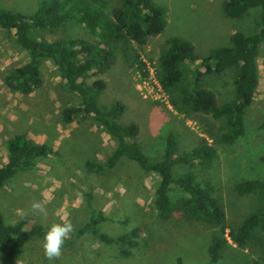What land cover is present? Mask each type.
<instances>
[{"label": "trees", "instance_id": "trees-1", "mask_svg": "<svg viewBox=\"0 0 264 264\" xmlns=\"http://www.w3.org/2000/svg\"><path fill=\"white\" fill-rule=\"evenodd\" d=\"M118 2L109 9L106 0H40L32 13L0 7V31L13 35L27 53V60L5 76L6 85L24 94L33 92L43 82L42 60H51L69 91L79 98L78 105L63 110V121L91 118L116 142L105 160L84 161L87 173L103 176L121 160L134 164L144 176L157 179L152 200L157 218L213 230L204 264L217 263L231 243L247 250L256 264H264V180L242 179L233 185V192L250 202L249 212L233 225L227 222L224 205L209 178L218 150L232 145L245 131V114L259 84L257 56L264 44V0H224L222 10L227 18L251 16V24L247 32L232 33L229 45L206 56L198 55L189 39L173 36L165 40L155 64L156 78L172 109L198 122L204 136H199L190 151L178 154L176 136L169 132L157 158L146 154L138 143L139 126L122 122L126 105L117 101L100 106L98 99L107 87L104 75L116 63L119 49L139 74L148 76L143 51L151 38L164 31L166 9L153 0ZM69 23L80 24L91 33L92 40L41 34L51 35ZM227 70L234 72L233 97L220 104L216 92L204 86V78ZM6 150L7 160L0 166V190L16 175L32 171L39 159L60 155L49 144L37 143L26 134L7 140ZM176 167H187L188 171L178 174ZM85 197L90 215L75 228L64 247L93 236L116 245L118 254L129 258L136 250L149 246L144 236L149 231L144 224L115 236L104 232L100 225L108 218L92 208L91 194ZM48 228L30 216L6 222L0 212L2 264H15V258L25 252L20 242L43 240ZM175 264H182L181 257Z\"/></svg>", "mask_w": 264, "mask_h": 264}, {"label": "rangeland", "instance_id": "rangeland-1", "mask_svg": "<svg viewBox=\"0 0 264 264\" xmlns=\"http://www.w3.org/2000/svg\"><path fill=\"white\" fill-rule=\"evenodd\" d=\"M40 0H0V7L32 13ZM108 8L118 0H106ZM165 7L167 24L164 31L149 40L144 58L156 64L166 39L178 36L189 39L196 53L206 56L212 50L229 45L230 35L249 30L251 16L227 18L222 10L224 0H153ZM48 37L92 40V35L80 24L69 23ZM104 75L106 89L101 93L100 106L117 101L126 105L122 122L139 126L137 141L143 151L159 157L167 133L177 140V153L190 151L204 136L198 122L178 115L164 98L159 96L149 77H143L122 56ZM27 53L16 43L13 35L0 31V166L7 160L6 142L17 134H26L37 143H46L59 151L58 157L39 159L30 172L16 175L0 190V212L6 222L30 216L35 223L50 227L53 223L70 220L75 228L89 217L86 194L92 195L91 205L108 218L100 228L111 236L122 233L136 224L148 227L145 238L149 246L135 251L129 258L118 254L116 245L105 244L93 236L76 240L63 247L58 260L48 261L41 239L22 241L25 252L15 258V264H204L213 230L200 226L164 221L155 216L152 200L157 184L155 176H144L140 169L126 160L105 175L87 173L85 160L103 161L116 146L115 140L93 119L63 121L62 112L78 105L79 98L69 91L56 66L49 59L41 63L42 85L29 94L10 89L5 83L7 73L23 64ZM259 84L253 102L245 114V131L232 145L218 150L210 170L216 194L220 197L227 222L236 224L250 210V202L237 196L232 187L242 179L264 180V44L257 56ZM234 72L206 75L204 86L215 91L219 103L233 97ZM187 167L175 168L185 173ZM77 192L83 198H77ZM34 200L45 203L48 216L33 214ZM73 234V233H72ZM3 256L0 253V264ZM256 264L247 250L233 243L226 248L215 264Z\"/></svg>", "mask_w": 264, "mask_h": 264}, {"label": "clouds", "instance_id": "clouds-1", "mask_svg": "<svg viewBox=\"0 0 264 264\" xmlns=\"http://www.w3.org/2000/svg\"><path fill=\"white\" fill-rule=\"evenodd\" d=\"M77 198L82 199L83 194L77 192ZM33 214L47 218L48 212L44 202L34 200L31 204ZM75 231V226L70 220H63L61 223H53L47 229L43 237L42 248L45 258L52 262L62 256V250L65 242L71 238Z\"/></svg>", "mask_w": 264, "mask_h": 264}, {"label": "built area", "instance_id": "built-area-1", "mask_svg": "<svg viewBox=\"0 0 264 264\" xmlns=\"http://www.w3.org/2000/svg\"><path fill=\"white\" fill-rule=\"evenodd\" d=\"M142 57H143L144 62L146 63V67H147V70H148V76L147 77H149L150 80L154 83V85L156 87V90L159 92V96L160 97L162 96L164 98V100L166 101V103L170 106V104L168 103V100H167V96L162 91V89H161V87L159 85V82H158V80L156 78V65L148 62L144 58V55Z\"/></svg>", "mask_w": 264, "mask_h": 264}]
</instances>
